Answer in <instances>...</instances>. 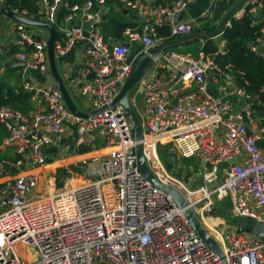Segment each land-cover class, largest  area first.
I'll return each instance as SVG.
<instances>
[{
	"label": "built area",
	"instance_id": "2783aa9c",
	"mask_svg": "<svg viewBox=\"0 0 264 264\" xmlns=\"http://www.w3.org/2000/svg\"><path fill=\"white\" fill-rule=\"evenodd\" d=\"M31 1L38 8L34 18L27 10H10L6 0H0V7L51 24L64 8L68 14L60 29L63 43L56 47V55L64 58L80 40H88L84 73L91 77L83 83L80 94L89 107L82 112L107 110L89 119L76 116L53 80H26L23 84L24 91L42 97V111L26 115L12 106L0 107V127L7 133L14 154L0 162V264H264L261 237L239 234L235 226L218 229L227 223L213 227L207 223L219 220L213 210L218 201L230 197L235 217H251L264 224V150L259 146L264 139L263 120L249 104L235 111L208 93L209 71L229 81L233 77L213 62L166 51L136 87L142 113L135 112L144 131L143 153L149 171L183 194L221 254L197 235L169 193L143 178L137 165L133 124L122 106L111 108L132 68L126 45L139 44L141 52L194 33L193 22L176 19L198 0L166 5L156 0V16L147 5L129 0H85L73 5L65 0ZM263 2L249 0L236 19L248 12L255 20L264 11ZM109 3L126 6L142 20L141 29L138 26L125 32L124 42H106L97 27L102 9ZM86 17L98 18L88 39L83 36ZM13 21L14 46L21 50L17 58L28 69L47 76V43L32 34L29 26ZM157 28H167V38L157 35ZM251 49L264 58L255 44ZM158 62L163 68H157ZM233 86L245 95L235 82ZM133 102L136 96L130 98L132 107ZM70 126L75 127L79 147L92 152L99 142L104 149L101 155L91 153L73 165L91 180L57 189L55 175H21L25 168L44 166L48 150L60 146ZM160 147H169L178 158L197 159L203 168L199 174L203 184L190 188L172 176L162 162ZM43 181L49 184L45 196L38 191ZM27 251L32 260L25 257Z\"/></svg>",
	"mask_w": 264,
	"mask_h": 264
},
{
	"label": "crops",
	"instance_id": "0c3cea01",
	"mask_svg": "<svg viewBox=\"0 0 264 264\" xmlns=\"http://www.w3.org/2000/svg\"><path fill=\"white\" fill-rule=\"evenodd\" d=\"M65 1L70 2L71 4L72 2H75L74 4H81L85 0H65ZM235 1L236 0H227V4H223L222 2H220V0H198L196 3L189 6V8L186 10L187 13L186 19L182 20L181 22L184 21L193 22L195 24V32L214 29L219 24L222 17L225 15V13L228 11L230 6ZM137 3L147 5L153 16L158 15V9L156 8V0H137ZM61 10H65V9L61 8L57 13V17ZM105 10L106 12L110 10L124 11L127 14L129 21L132 22L133 24H136V26L138 25L139 29H141L143 25L142 20H139L137 18L136 13L130 10L129 8H127L126 6H120L119 4L116 3H109L105 8ZM29 17L34 18V16L31 15ZM35 19L37 20V18ZM255 20H257L254 21L255 24L261 25L262 23H264L263 10L260 11L255 16ZM176 22H180L179 17L176 19ZM100 24L101 22L97 25V27H99V29L101 30ZM52 25H54L57 29V36L60 34V39L59 40L56 39V46H55L56 49L57 46L63 43L60 29L65 25L63 20L60 23H57V18H56V23ZM67 25L69 26L74 25V23ZM14 28H15L14 21L4 16L3 14H0V85L4 84L6 87L18 92V91H24L23 84L25 83L26 80H30L32 82L36 81L39 83H44L52 80L55 81L54 76L51 72V68H50V73L46 76L38 71H33L31 69H28L24 65L18 66L13 63L12 59L17 58V54L21 51L20 49L14 46V40H15ZM158 29H162V28H157V30ZM157 30L156 33L157 35H159ZM30 32L36 35V37L40 38V40L45 41L48 45V39L50 37L49 30L44 28V31H41L39 29L37 33H34V31L32 30H30ZM159 36L161 38H167L166 36L163 35H159ZM124 38H125V33H124ZM212 40L216 42L219 52L225 53L227 42L223 40L222 35ZM114 42H124V41H117L112 39L108 43H114ZM253 44L256 45L259 52L264 54V37L261 41L257 40ZM253 44L251 43V45ZM88 45H89L88 40H80L76 44L74 49L66 57L61 58V57H57L56 55L57 65L60 75L64 81V84L71 98L73 99V101L75 102V104L77 105V107L81 112L86 111L89 107L88 101L85 98L81 97L80 94V90L83 83L87 80V78L89 79L91 77L90 74H87L85 76L84 73L85 51ZM195 45H198L200 49H202L203 46L205 45V42H200L199 44H190V45L187 44L186 46L185 45L180 46V48L179 47L177 48L178 49L177 51L173 50L172 52L191 56V53L188 50L194 47ZM141 49L142 47L139 44L131 45L129 59L130 60L134 59V57L140 52ZM197 59L208 64L213 62V60L210 59L209 57H205L204 54L201 53V51L199 52V58ZM157 68H163V66H161V62H158ZM233 82L235 81L234 80L229 81L227 80L226 77H224L221 74H217L214 71H209L207 76L208 93L212 97L219 98L222 101L228 103L231 106V108L235 111H239L241 108L246 107L247 104L253 106L254 101L259 100L256 96L254 98L250 97L249 101L247 102L245 100V95L247 94L240 95L238 92H236L233 86ZM189 89L194 90L195 87H191ZM76 100H78L79 102L82 100V104H83L82 109L77 104ZM22 108L24 109L23 110L24 114L34 115L42 111L45 108V105L41 96L34 95L33 93H31V97L29 98L28 101H25V103L22 105ZM135 111L140 112L142 110L137 109ZM259 146L264 150V139L261 142H259ZM96 147L97 148L93 149L92 152L87 151L88 147H79L78 138L75 132V127L70 126L67 130V133L65 134L64 141L60 144V146L58 148L48 150L47 163L38 169H34L31 167L25 168L21 172V175H28L33 172H40L43 173L44 175H48V174L55 175V172L53 171H55L59 165L66 168L72 167L73 165H75L76 162H79L84 158L91 156L92 155L91 153L102 154L104 149L100 147L99 142L97 143ZM13 156H14L13 148L9 146L7 143V133L4 131L3 128L0 127V162L4 158H12ZM72 184L74 183L72 182ZM225 223H227V221H225ZM225 227H230V226L227 225ZM232 227H234V225L231 226L230 228Z\"/></svg>",
	"mask_w": 264,
	"mask_h": 264
},
{
	"label": "water",
	"instance_id": "95a60500",
	"mask_svg": "<svg viewBox=\"0 0 264 264\" xmlns=\"http://www.w3.org/2000/svg\"><path fill=\"white\" fill-rule=\"evenodd\" d=\"M249 0H236L228 9V11L225 13V15L222 17L219 24L211 30L207 31H200V32H194L189 35L177 37L171 41L163 42L161 44H158L154 47H151L147 50H142L139 52L133 59L132 62V68L129 76L127 77L124 85L122 86L118 96L115 98L114 102L111 105V108H115L116 106H122L125 113L131 120L133 127H134V133H135V139L138 142L136 146V157H137V165L140 169V172L143 176V178L153 184L156 187H159L169 193L176 204L184 210V215L188 222L190 223L191 227L194 229V231L197 233V235L212 249H214L217 253L221 254L220 248L217 246L216 240L208 233V231L205 229L203 223L201 220L197 217L195 212L189 207L187 200L183 196V194L174 188L173 186H170L168 184H165L161 181H159L157 178L153 176V174L149 171L145 157H144V145L142 144V141L144 139V131L141 124V121L131 106L130 103V94L131 91L136 88L144 79L147 78V76L150 74L152 69L155 67L157 60L161 57L163 53L166 51H169L173 48H178L180 46H184L193 42H206L208 40L215 39L216 37H219L223 35L225 29L229 27V23L232 22L233 19H236V16L246 7ZM223 4H227V0H220ZM264 4V2H263ZM106 10L103 9L102 13L105 14ZM0 14H3L4 16L17 21L18 23L25 24L27 26H35V27H41L49 30L50 37L48 39V45H47V54L49 58L50 68L51 72L54 76V79L57 83V86L59 90L61 91L64 100L66 102V106L70 111H72L76 116L82 118V119H89L97 116L98 114L104 112L106 109L96 111V112H90V113H84L79 110L73 99L71 98L64 81L60 75V72L58 70L57 65V58L55 53V46H56V39H57V29L54 25L51 23H48L46 21L41 20H32L27 19L22 16H18L11 12L10 10L0 7ZM186 11L182 12L179 16V20L182 21L186 19ZM98 22V18L95 17L92 20H87V17L85 18L84 22V33L83 36L85 39L89 38V33L93 31V27ZM127 47H130L131 45L127 44ZM10 58V57H8ZM13 63L15 65H25L24 62L20 61L18 58H13ZM210 79V77H209ZM250 99V95H245V100L248 102ZM172 157L174 161L177 163V155L172 154ZM207 167H210L207 165ZM190 176H186L184 178V181L187 183L189 182ZM214 215L219 214V210L215 208L213 210ZM235 230L237 233H246L251 234L254 236H259L264 240V224L257 222L255 219L251 217H245L242 216L238 219Z\"/></svg>",
	"mask_w": 264,
	"mask_h": 264
},
{
	"label": "trees",
	"instance_id": "16d2710c",
	"mask_svg": "<svg viewBox=\"0 0 264 264\" xmlns=\"http://www.w3.org/2000/svg\"><path fill=\"white\" fill-rule=\"evenodd\" d=\"M136 2L137 0H129ZM177 0H157L158 4H172ZM10 10H27L28 14L35 16L38 8L31 0H6ZM75 2H72L74 4ZM123 6L122 4H119ZM264 13V11H263ZM68 14L66 10H61L57 23L64 20ZM254 17L248 12L240 19H233L231 26L227 27L222 35L223 40L227 42L225 53H220L214 40H208L201 49V53L205 57L213 60L214 64L223 69L226 73L231 74L237 87L254 98L257 96L259 100L254 101L253 110L255 116L262 118L264 123V58L260 53L253 52L251 43H255L262 36V28L264 23L255 24ZM138 25L129 21L124 11H107L102 15L100 24L101 33L106 42L112 39L117 41H125L124 33L129 28H137ZM159 35L168 36L169 31L166 28L157 30ZM60 39V34L57 36ZM31 93L25 91L16 92L13 89L0 85V107L12 106L23 112L22 105L28 101ZM253 100V99H252ZM24 113V112H23ZM89 151V148L87 149ZM59 169L58 172H63ZM82 183H84L82 181ZM59 186H62L60 183Z\"/></svg>",
	"mask_w": 264,
	"mask_h": 264
},
{
	"label": "rangeland",
	"instance_id": "374dc122",
	"mask_svg": "<svg viewBox=\"0 0 264 264\" xmlns=\"http://www.w3.org/2000/svg\"><path fill=\"white\" fill-rule=\"evenodd\" d=\"M39 29L41 31H44V28L35 27V26L30 27L29 26V31L32 30V31H34V33H37ZM42 37H44V36H42ZM199 43L200 42L198 41V42H193L190 44H199ZM190 44H188V45H190ZM197 46L198 45H195L194 47H192L188 50L191 53V56H193L196 59L199 58V52L201 51L200 47L199 46L197 47ZM173 50L177 51L178 49L173 48V49H170L169 51L172 52ZM136 91H137V89L134 88L130 94V98L132 100L136 96V102L135 103L133 102V109L134 110H137V109L142 110V98H141V95H136ZM76 102L80 106V108L82 109L83 108L82 100L80 102L78 100H76ZM140 112H139V114H140ZM159 153L161 154V159H162L163 164L165 165V168L167 169V171L172 176H174L180 180H183V181H184V178L186 176H190L189 182H187V185L190 188H197L203 184L202 178L199 176L200 172L203 171V168H202L201 163L197 159H195V158H192V159L178 158L177 163H176L172 157V153L170 152L169 147H160ZM59 169H64V171L59 173L58 172ZM53 172H55V177H56L55 186L57 187V189L65 187L66 185H71L72 182L74 183L72 185L75 186L76 185L75 183H79V182L82 183V181L84 183H87L88 181L91 180V179H88L86 177L84 172H78V170L74 166L66 168V167H62L61 165H59L57 167V169ZM48 177L52 178V174L51 175L48 174ZM60 183L62 184V186H59ZM48 186H49V184H46L45 181H43L41 183V185L38 189L41 196L46 195V192H48V189L46 190L45 187H48ZM38 191L36 190L34 192V194H37ZM217 209L219 210L218 225L221 223H225V221H227L228 226H230V227L233 225L236 226V223H237L239 218L235 217L233 212H232V200L230 197H226V198L218 201ZM219 226H220L218 228L219 230L227 229L222 224ZM27 253H29V251H27Z\"/></svg>",
	"mask_w": 264,
	"mask_h": 264
},
{
	"label": "bare ground",
	"instance_id": "6f19581e",
	"mask_svg": "<svg viewBox=\"0 0 264 264\" xmlns=\"http://www.w3.org/2000/svg\"><path fill=\"white\" fill-rule=\"evenodd\" d=\"M76 185H75V187H77V186H80L82 183H75ZM74 186V185H73ZM207 223H209V226L210 227H213V226H216V225H218V220H213V221H211V222H208L207 221ZM26 254L28 255V256H25L27 259H29V260H32L34 257L33 256H31L30 255V253H27L26 252Z\"/></svg>",
	"mask_w": 264,
	"mask_h": 264
}]
</instances>
